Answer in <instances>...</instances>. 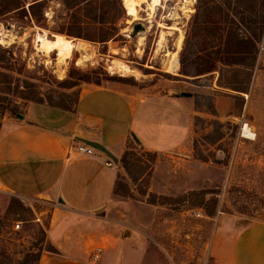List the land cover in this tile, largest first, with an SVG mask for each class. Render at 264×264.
I'll use <instances>...</instances> for the list:
<instances>
[{
	"label": "rangeland",
	"instance_id": "obj_1",
	"mask_svg": "<svg viewBox=\"0 0 264 264\" xmlns=\"http://www.w3.org/2000/svg\"><path fill=\"white\" fill-rule=\"evenodd\" d=\"M154 2L0 0V29L14 37L0 42V95L22 112L33 102L19 97L25 82L44 104L70 107L96 82L173 91L193 106L197 99L190 136L172 152L130 141L129 168L117 166L116 182L135 204L148 264L226 263L213 252L219 251L213 235L221 230L232 239L264 221V0ZM41 35L81 47L62 65L56 50L38 48ZM0 106V121L13 116ZM10 197L0 202V264H37L50 206L32 200L8 207ZM212 208L210 217L205 210Z\"/></svg>",
	"mask_w": 264,
	"mask_h": 264
},
{
	"label": "crops",
	"instance_id": "obj_2",
	"mask_svg": "<svg viewBox=\"0 0 264 264\" xmlns=\"http://www.w3.org/2000/svg\"><path fill=\"white\" fill-rule=\"evenodd\" d=\"M194 113L192 101L176 92L110 82L82 88L74 110L29 102L21 115L4 116L0 202L13 196L50 206L43 227L56 252L42 250L37 264H148L135 204L113 193L118 162L130 141L147 151H174L190 136ZM81 139L98 142L118 162L97 149L68 154ZM223 234L213 235L220 251L213 252L226 261L218 264H264V221L232 239ZM96 248L101 253L92 261Z\"/></svg>",
	"mask_w": 264,
	"mask_h": 264
},
{
	"label": "trees",
	"instance_id": "obj_3",
	"mask_svg": "<svg viewBox=\"0 0 264 264\" xmlns=\"http://www.w3.org/2000/svg\"><path fill=\"white\" fill-rule=\"evenodd\" d=\"M72 1L75 2V0H72ZM65 5L69 6L68 3H65ZM114 29L115 28H112L113 31H114ZM244 47H246V46H244ZM241 49H243V48H241ZM241 52L242 53H246L247 52V48L245 50H241ZM180 62L183 65V60L182 59L180 60ZM220 62L222 64H229V63H226L224 61H220ZM230 62H232V64L233 63H239V62H234V61H230ZM210 69L211 68H208L207 70H204V72L210 71ZM204 72H202V73H204ZM180 73L184 74V75H187V73H185V72H180ZM219 80H220V78H219ZM96 84H99V82H96ZM25 85H26V87L27 86L28 87H27V89L24 92H20L21 94L19 95V97H21L22 99H28V100L36 102V103L44 104V100L40 96H38L37 94H34L33 90L29 88L30 83L29 82H25ZM230 88H232V89H234L236 91H239V92H247V87H244V86H238V87H231L230 86ZM0 101H1L0 103H2L0 105H3L2 108H3V110L5 112H8V113L13 114V115H21L23 113L22 111H20L21 110V104L16 102L15 100H10V99L7 100L6 98H3L0 95ZM47 105H50V106H53V107H57V108H60V109H63V110H74V106L70 107V106H67V105H60V104L52 103V102H49ZM194 107H195V109L200 107V103L198 102L197 99H194ZM130 151L131 150L126 149L123 152L122 156L120 157L118 165H119V167L121 169L126 170V169L129 168L130 164L128 162L129 161L128 155L131 153ZM119 185H120V183L115 182L114 187H113V193L121 195V196H127V192L124 190L123 187L121 188L122 189L121 190ZM14 203H17L18 205L22 206V202H21V200L19 198L11 196L10 200H9V203H8V207H11ZM205 211H206L207 215L210 216V217L215 215L214 208L208 209V210L206 209ZM42 234H43V236L39 240L40 246H39V248L37 250V253H36V258H35L36 263L39 260L40 253H41L42 250L56 252V249L49 242L45 241V237H44L45 233L42 232ZM42 244H44V245L42 246Z\"/></svg>",
	"mask_w": 264,
	"mask_h": 264
},
{
	"label": "bare ground",
	"instance_id": "obj_4",
	"mask_svg": "<svg viewBox=\"0 0 264 264\" xmlns=\"http://www.w3.org/2000/svg\"><path fill=\"white\" fill-rule=\"evenodd\" d=\"M157 1L158 0H155V2H157ZM181 38H182V35L180 34L177 38V42H176L177 46L181 45ZM13 39H14L13 36H10L9 34L2 32L0 29V42L1 43L10 44V43H12ZM38 45L40 46L38 48L41 49V51H43L45 53H49L53 50H56L57 54H58V62H59V64H62V65H64V62H66V60L69 57H71V54H72V51L74 48L79 49V47H81L80 45L76 46L71 40H69L65 37H56L53 40H50L47 37H45L44 35H41V38L38 39ZM82 56L85 57L84 55H82ZM175 56H176V52L173 51V53H172V60L173 61L175 59ZM58 72H59V70H58ZM64 72H65V70H64ZM64 72H63V74L61 73L63 76H64ZM243 132L245 135H247V137H253V134L249 131V129L247 127L244 128Z\"/></svg>",
	"mask_w": 264,
	"mask_h": 264
},
{
	"label": "built area",
	"instance_id": "obj_5",
	"mask_svg": "<svg viewBox=\"0 0 264 264\" xmlns=\"http://www.w3.org/2000/svg\"><path fill=\"white\" fill-rule=\"evenodd\" d=\"M95 148H93L92 146H89V145H86L84 143H80L79 145L76 146L75 150H72V149H69L68 150V154H71L72 152H76L77 154L79 155H92L94 154L95 152ZM21 200V199H20ZM34 201V200H33ZM21 202L24 204L25 201L22 199ZM27 202V201H26ZM27 204V203H26ZM29 205V204H28ZM31 206V205H29ZM33 211H35V209L33 207H31ZM37 221L40 220L39 217L36 218ZM41 222V221H40ZM19 228V223L17 222L15 225H14V229H17ZM100 253H101V248H96L94 251H93V254L91 256V259L92 261H95L99 258L100 256Z\"/></svg>",
	"mask_w": 264,
	"mask_h": 264
},
{
	"label": "water",
	"instance_id": "obj_6",
	"mask_svg": "<svg viewBox=\"0 0 264 264\" xmlns=\"http://www.w3.org/2000/svg\"><path fill=\"white\" fill-rule=\"evenodd\" d=\"M180 95L185 96V97H189L191 94L188 92H181ZM81 141L86 145L92 146L93 148L104 152L107 156H109L113 160V162H115V163L118 162V160L104 146H102L98 142L92 141V140H87V139H81Z\"/></svg>",
	"mask_w": 264,
	"mask_h": 264
}]
</instances>
